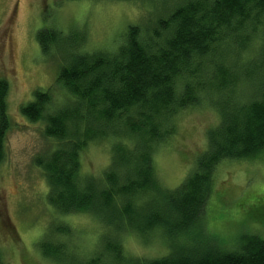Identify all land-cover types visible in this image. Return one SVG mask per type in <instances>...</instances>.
I'll return each instance as SVG.
<instances>
[{
	"label": "trees",
	"instance_id": "trees-1",
	"mask_svg": "<svg viewBox=\"0 0 264 264\" xmlns=\"http://www.w3.org/2000/svg\"><path fill=\"white\" fill-rule=\"evenodd\" d=\"M129 1L151 17L128 24L113 48H81L83 30L35 31L43 60L59 59L53 84L20 106L53 141L33 160L53 214L36 249L53 264H264V236L253 231L264 227V188L245 194L226 221L213 215L219 207L210 199L220 161L264 155V0ZM54 86L66 93L60 102ZM7 93L0 77V162ZM202 101L216 108L218 120L187 174L165 187L155 177L153 152L173 133L174 117ZM102 139L110 144L108 165L82 174V151ZM77 213H90L101 227L86 257L57 240L69 236L66 217ZM210 222L233 223L229 239L242 230L238 246L225 249L226 235L205 230ZM124 232L157 233L167 251L126 256Z\"/></svg>",
	"mask_w": 264,
	"mask_h": 264
},
{
	"label": "rangeland",
	"instance_id": "rangeland-1",
	"mask_svg": "<svg viewBox=\"0 0 264 264\" xmlns=\"http://www.w3.org/2000/svg\"><path fill=\"white\" fill-rule=\"evenodd\" d=\"M142 7L129 0H0V77L8 81L9 120L0 162V253L5 264H53L36 249L53 214L43 199L47 190L43 173L33 162L52 147L53 141L43 134V123L27 120L20 106L32 99L35 89L53 84L59 59L43 60L35 31L53 25L63 31L83 30L81 48H113L128 24L151 17ZM259 41L257 38L256 43ZM54 87L55 102L66 98L61 88ZM217 120L216 108L205 102L182 109L174 117L173 133L153 152L154 174L161 185L173 188L179 184L194 156L204 148L207 129ZM80 156L81 173L97 175L109 163L108 139L88 143ZM212 187L210 199L219 207H212L213 215L230 220L234 206L245 194L264 188V155L220 161L213 172ZM66 220L71 226L69 236H57V240L86 257L101 231L100 224L90 213L72 214ZM232 226L228 222L212 226L210 222L205 230L221 232L227 238L233 233ZM253 231L264 236V227L255 226ZM242 233L238 230L233 238H227L225 249L236 248ZM121 238L126 256L155 257L167 251L157 233L142 237L124 232Z\"/></svg>",
	"mask_w": 264,
	"mask_h": 264
}]
</instances>
